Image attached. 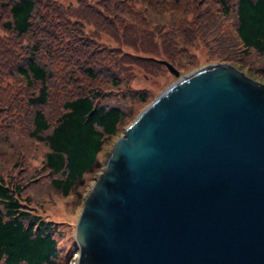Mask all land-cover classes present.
<instances>
[{"label": "trees", "instance_id": "16d2710c", "mask_svg": "<svg viewBox=\"0 0 264 264\" xmlns=\"http://www.w3.org/2000/svg\"><path fill=\"white\" fill-rule=\"evenodd\" d=\"M201 48L264 79V0H0V264L78 250L45 206L153 100L135 69L183 68Z\"/></svg>", "mask_w": 264, "mask_h": 264}, {"label": "water", "instance_id": "95a60500", "mask_svg": "<svg viewBox=\"0 0 264 264\" xmlns=\"http://www.w3.org/2000/svg\"><path fill=\"white\" fill-rule=\"evenodd\" d=\"M75 237L78 264H264V83L224 62L178 77L112 147Z\"/></svg>", "mask_w": 264, "mask_h": 264}, {"label": "rangeland", "instance_id": "374dc122", "mask_svg": "<svg viewBox=\"0 0 264 264\" xmlns=\"http://www.w3.org/2000/svg\"><path fill=\"white\" fill-rule=\"evenodd\" d=\"M64 6L67 5H77L78 0H57ZM196 55L190 59L187 58V63L185 67H176L180 71V76L190 73L197 68L202 66L208 65L213 62H224L230 63L226 61L217 60L216 56L213 54H209L204 48H201L198 51H195ZM191 60V61H190ZM233 64V63H230ZM235 65V64H233ZM137 72V81L136 83H145L149 89L151 90L152 94H154L153 100L169 85L174 83L178 77L171 73L169 70L165 69H157L154 75L150 77H145L143 72L140 69H135ZM182 73V74H181ZM264 83V79L256 78ZM159 93V94H158ZM152 100V101H153ZM151 101V102H152ZM150 102V103H151ZM149 103V104H150ZM148 105V104H147ZM147 105H142L136 108V113L141 112ZM139 115V114H138ZM137 115V116H138ZM136 116V117H137ZM130 124V123H129ZM125 131V130H124ZM124 131H121L116 138L112 139L105 150V152L100 157L101 167L96 169L83 177L79 183L76 185L74 191L72 192L71 196L67 199L60 198L59 201L52 205L47 204L45 206V214L49 215L53 219L60 221V227L63 230L62 235L59 236L60 244L62 248L68 247L73 249L74 244L76 242L75 231H76V224L79 219L80 213L83 208L84 200L88 196L89 192L93 189L95 185V181L102 172V169L105 165V160L108 157L109 153L111 152L112 147L116 143V141L124 134ZM43 211V213H44ZM78 246V245H77ZM70 249V250H71ZM79 248L76 252H74L71 257H66V253L63 254V261L58 262V264H78L79 263Z\"/></svg>", "mask_w": 264, "mask_h": 264}]
</instances>
